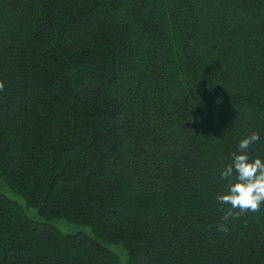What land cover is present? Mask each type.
<instances>
[{
  "label": "trees",
  "instance_id": "1",
  "mask_svg": "<svg viewBox=\"0 0 264 264\" xmlns=\"http://www.w3.org/2000/svg\"><path fill=\"white\" fill-rule=\"evenodd\" d=\"M0 82V264H264V0H0Z\"/></svg>",
  "mask_w": 264,
  "mask_h": 264
},
{
  "label": "clouds",
  "instance_id": "2",
  "mask_svg": "<svg viewBox=\"0 0 264 264\" xmlns=\"http://www.w3.org/2000/svg\"><path fill=\"white\" fill-rule=\"evenodd\" d=\"M4 84L0 82V91ZM260 140V135L253 132L241 140L238 145L239 154H232L231 163L220 173V179L228 182L227 193L219 194L216 200L221 205H229L222 209L223 221L239 219L246 213H258L264 205V161L249 157L248 149ZM219 232L227 233L229 228L225 223L217 226Z\"/></svg>",
  "mask_w": 264,
  "mask_h": 264
},
{
  "label": "rangeland",
  "instance_id": "3",
  "mask_svg": "<svg viewBox=\"0 0 264 264\" xmlns=\"http://www.w3.org/2000/svg\"><path fill=\"white\" fill-rule=\"evenodd\" d=\"M0 192L3 193L4 195H6L7 197H9L10 199L18 202L22 206H25L24 200L21 197L10 193L5 187L2 186L1 182H0ZM26 213L28 214L29 217H33L35 215V210L29 209V210H26ZM55 226L60 231H62L63 233H75V232L80 231V230L88 231V229H83L81 227H78V226H75L72 224H68V223H65L62 221H57L55 223ZM110 248L119 255V257L122 261H124L127 258V254L120 247L110 246Z\"/></svg>",
  "mask_w": 264,
  "mask_h": 264
}]
</instances>
